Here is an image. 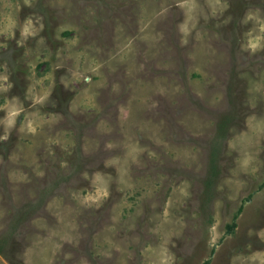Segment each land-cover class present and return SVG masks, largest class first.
I'll use <instances>...</instances> for the list:
<instances>
[{"label": "rangeland", "instance_id": "1", "mask_svg": "<svg viewBox=\"0 0 264 264\" xmlns=\"http://www.w3.org/2000/svg\"><path fill=\"white\" fill-rule=\"evenodd\" d=\"M264 264V0H0V264Z\"/></svg>", "mask_w": 264, "mask_h": 264}, {"label": "trees", "instance_id": "2", "mask_svg": "<svg viewBox=\"0 0 264 264\" xmlns=\"http://www.w3.org/2000/svg\"><path fill=\"white\" fill-rule=\"evenodd\" d=\"M206 264H209V262H207Z\"/></svg>", "mask_w": 264, "mask_h": 264}]
</instances>
